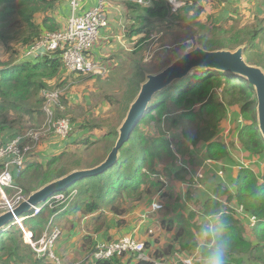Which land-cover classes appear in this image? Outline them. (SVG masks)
<instances>
[{"label":"trees","instance_id":"trees-1","mask_svg":"<svg viewBox=\"0 0 264 264\" xmlns=\"http://www.w3.org/2000/svg\"><path fill=\"white\" fill-rule=\"evenodd\" d=\"M66 1L0 0V45L9 54L8 60H0V142L9 141L21 134V131L14 133L20 130L15 125L25 117L33 118L36 115L40 119L44 116L43 90L62 92L64 111L58 108L56 119L70 121L72 130L69 138L79 136L74 145L52 157L45 165L35 163L32 155L26 169L15 177V184L26 197L72 172L101 165L115 147L119 129L147 77L160 73L177 60V57L170 58L169 51H164L151 65L134 63L132 73L126 78L117 99L120 105V124L105 129L106 124L95 121L93 115L78 122L74 115L69 114L68 95L75 90L81 79L87 80L93 76L69 73L57 54H53L52 58L40 56L35 60L23 59L24 54L44 34L58 32L64 27L56 22V17ZM191 1L192 6L177 14L171 13L164 0H154L145 7L124 1L126 6L136 11L133 19L135 22L128 28V37L132 39L143 34L137 43L141 45L152 38L153 30H157L158 34L177 24L194 26L197 30L192 31V36L198 35L200 48L215 52L236 51L243 47L246 63L264 72L263 24L258 22L248 27L231 17L218 29L214 22L209 25L201 21L205 9L199 0ZM207 1L221 5L218 0ZM14 43L20 49L14 47ZM181 47L178 57L184 54L186 44ZM98 79L101 80L100 77ZM107 100L111 101L110 98ZM230 109H237L245 122L238 132V140L243 150L252 157L245 158L248 167L240 169L235 180L231 179L229 170L224 167L231 185L234 183V192L221 181L213 180L207 184L208 190H211L210 196L199 198L194 205L199 210L187 207L189 210L186 214L178 213L175 218L162 219L161 227L170 237L162 249L153 248L158 241L148 240L145 243V255L151 260L131 255L116 256L110 260L89 259L87 264H154L155 259L178 258L183 254L190 256L195 252H199L196 264H200L203 255L200 247L203 242L201 231L210 222L216 227V242H229L226 264H244L246 258L251 264H264V163L257 170L254 168L261 159L264 162V137L259 128L256 91L243 76L208 68L193 69L185 79L176 81L152 98L147 112L121 148L118 162L114 166L57 194L62 195V199L53 197L39 205L40 212L37 215L33 211L22 215L26 218L22 222L23 228L19 224H7L0 229V264H26L27 261L33 264L46 263L45 260L35 258L33 250L26 243L24 229L35 240L48 231L52 219L81 215V218H87L86 227L90 233L98 235L105 232L110 223L109 228L112 225L119 228L127 224L121 217L127 213L126 206L130 203L151 204V199L157 198L162 205L167 200L173 201L170 191L166 190L168 182L162 179L175 180V183L185 182L187 171L190 172L188 161L192 163L201 144L206 148L205 159L234 165L226 145L216 141L222 133L220 128ZM177 129H181L183 137L174 143L168 139V135ZM94 130L102 131L100 140L92 139ZM7 135L10 137L5 139ZM99 147L104 152L101 158L93 161L92 158H82L88 153L98 152L96 149ZM178 156L186 157L182 158L184 163H177ZM205 159L199 162V166L203 165ZM7 193L12 195L13 191L8 189ZM195 194L193 190L185 194L190 204L194 203ZM180 198L183 203L181 195ZM180 198L175 201V205L180 202ZM226 203L242 206L247 215L256 216L260 222L255 228L249 229L246 225L248 220L237 219L235 211ZM246 231H251V237L246 235ZM92 237L85 236L87 257L93 255L99 242L94 243ZM110 239V236H106L105 240Z\"/></svg>","mask_w":264,"mask_h":264},{"label":"rangeland","instance_id":"rangeland-1","mask_svg":"<svg viewBox=\"0 0 264 264\" xmlns=\"http://www.w3.org/2000/svg\"><path fill=\"white\" fill-rule=\"evenodd\" d=\"M115 1H121V2L117 4ZM199 1L204 6L205 9V14L201 18V21H203L204 23L212 25L214 22L215 26L218 29H221L220 26H222V24H224L226 21H229L231 17L237 18L238 11L235 12L233 10L238 9L239 5L233 6L230 9L229 14L227 15L229 17L224 18V21H220L217 17L218 10L215 11L213 9V5L211 2L207 0H199ZM109 2L111 6H116V7L117 6L119 7L121 5L124 6L122 0H111ZM243 2H245V0H242V3ZM257 3L258 6H261L263 14L259 15L258 13H256L255 8L250 9V7H246L242 9V11H240L241 13L238 16L239 19L245 17L246 25L248 27H252L253 25H256L258 22H260L261 25L263 24L264 27V0H258ZM121 15L122 14L119 11H117L115 21L118 18H120ZM256 17H258L259 19L255 20ZM126 21L124 19L125 23ZM217 21L220 22L217 23ZM126 26L127 25H125L124 28L122 27L120 29L119 31L120 38L116 39L114 42H116V44H118L120 48L127 47L128 49L126 50L124 49L123 51H114V50L106 51L107 55L103 57L102 61L107 66L108 69L107 75L104 77H100L101 80L98 79V77L88 78L87 80L81 79L75 90H72V93L68 95L69 114L74 115L77 121L80 123L83 122L85 118L88 117V115H93L95 121L99 120L100 122L106 124L105 129H108L111 125L120 124V114H119L120 105L118 104L117 99L118 97H120V91H122L123 84L126 78L129 77L132 73L131 70L135 62H143V64L147 66L151 65L153 62H155V60H158L161 57L160 55L164 51L170 52L168 53L170 58L177 57V59H179L184 55L183 54L182 56L178 57L180 55L179 49L182 48L181 46L183 44H186L184 53L190 52L199 47L198 35L194 34V37L192 36V31L197 30V28L194 26L191 27L188 25L177 24L174 25L173 28L171 29L168 28L166 31H163L162 33H158V34H156L158 32L157 30H153L154 35L152 36V38L150 40H147L145 43L141 45H137V43L139 39L143 36V34L135 37V39L128 38V33H127L128 27ZM105 31L106 30L102 31V33ZM14 47L20 49V46H17L16 43H14ZM8 57L9 54L6 48L0 45V60L6 61L8 60ZM18 58L19 57H15L14 59H18ZM108 98L111 99L110 102L107 100ZM43 100L45 102L44 98ZM240 119L241 117L238 113V110L230 109L227 119L221 125L220 130L222 131V133L216 138L217 142L224 143L227 147V150L232 152L231 156L235 164L234 165L230 164L229 167L227 168L229 170L228 173L232 180L233 179L235 180L238 176V172L240 171V169L238 168L239 163L241 161L247 162L245 161L246 158L245 151L243 150L238 140V132L240 130V127L245 123L244 120L241 119L243 123L240 124L239 123ZM44 120H45V116H43L40 119L36 115L33 118L25 117L22 122H19L15 125V127L20 130L15 131L14 133L18 134V132L21 131V134L23 135L28 130L43 124ZM102 135H103L102 131L94 130L91 134V137L94 140H100ZM85 136H89V135H85ZM9 137L10 136L7 135L5 139ZM69 137L67 139H63L53 134H49L45 138H43V140L39 144V147L34 151L33 154V158H35L36 160L35 163L41 165L47 164V162H49L52 159V157L58 156L59 154H61V152L65 151L70 145H74L75 140L79 138L78 135L72 138ZM182 137L183 136L181 129L172 131L168 135V139L173 141L174 143H177L179 140H182ZM73 150L74 149H72V151ZM96 150H98V152L93 154L88 153L87 156L84 157L82 156V158H92V161L101 158L104 154L103 149L99 147ZM195 153L196 154H194L193 157L194 159L192 160V163L190 164L189 161L188 164L186 163L190 169V172L187 171L188 175L186 176L187 180L185 182L175 183L174 182L175 180H169L168 178L162 179L164 182L165 181L168 182V185L166 186V190H169L170 194L173 197V201L167 200L163 202L164 210H161L157 213L150 212L151 204L158 202L157 200L159 198H157V200L151 199L152 201L151 204L150 202L145 203L143 205H141L142 203H140L139 205L130 203L129 205L126 206L128 207L127 213L121 217V219L126 220L127 224L119 228L112 225L109 228V226L112 224L110 223L106 231L101 232L98 235L90 233L91 231L88 230V228L86 227L87 218H81V215H77L76 217L66 216L63 217L62 219L55 218L56 224L62 232L61 236L59 237V239L57 240L54 246L56 255L59 256L66 263L83 264V261L86 260L88 254L87 253L88 249L86 248L87 246L85 245V236L93 235L92 238L94 243L97 242L98 240L99 243L100 242L110 243L119 240L126 233H132V232H134L133 234L137 236L140 242L146 243L148 240H151L152 242L158 241L159 243L154 245L153 248L155 247L158 249L159 248L162 249L161 247L164 245V243L168 241L170 234H167V231L161 227L160 224L161 220L175 218L176 216H178L177 215L178 213L186 214L189 209L199 210L198 207L194 206L198 202L199 198L203 196H210L211 194V190H208L207 187V184H210L209 178H212L217 181H220L221 179L217 175L214 176L208 175V172L206 170L203 171L200 169L199 162L202 159H205V155H206V148L204 147L203 144H201L197 148ZM182 158H186V157L178 156L177 163L179 161V165L181 164V161L184 163V160H182ZM219 166L225 167L226 163L223 164L220 163ZM197 173L203 174V178H204L203 180H206L208 177V179L206 180V183L207 182L208 183L207 184L202 183L203 189L196 190L193 187H191L192 186L191 181L193 179V176H196ZM192 190L195 191L196 194L194 195V203L190 204L188 201V196L186 197L185 194L187 195V193L189 191L192 192ZM180 195L184 200L183 203H181ZM12 197L13 196L11 195H7V198H9L8 200H11ZM58 198L62 199L63 196L61 195ZM179 198H180V202L177 205H175V201L177 199L179 200ZM186 198L188 203L185 201ZM165 207L167 208V210H165ZM20 217L22 220L26 219L22 216ZM80 218L81 221L79 220ZM24 231L26 233H29L27 229H24ZM250 232L251 231H246V235L248 237H251ZM104 233H105V237L103 239ZM106 236L107 237L110 236L111 239L105 240ZM40 238H36L34 241ZM25 240L26 243L30 245L29 241L26 239V235H25ZM30 248L32 249L31 245ZM147 249H148V253L150 254L151 252L150 247H148ZM26 264H33V263L27 261ZM244 264H251V263L246 258Z\"/></svg>","mask_w":264,"mask_h":264},{"label":"built area","instance_id":"built-area-1","mask_svg":"<svg viewBox=\"0 0 264 264\" xmlns=\"http://www.w3.org/2000/svg\"><path fill=\"white\" fill-rule=\"evenodd\" d=\"M87 0H70V17L66 25L58 32L46 33L37 40L30 49L24 54V58L35 60L37 57L52 58L53 54H57L61 58L65 69L69 73L84 74L93 77H104L107 75V66L102 60L93 55V48L98 43L100 33L109 27V17L107 9L110 8L111 0H97L95 5L90 8H84V2ZM127 1V0H125ZM141 6H149L154 0H128ZM171 9L172 14H177L192 6L191 0H164ZM42 98L45 99L43 112L45 120L38 127L28 130L23 135L20 134L15 138L0 142V165L3 169L0 170V215L8 212H13L24 201L28 199L23 193V190L15 184V177L23 172L34 151L39 147L40 142L49 134L67 139L71 133L72 125L68 119H56V110L64 111V106L61 102V91L43 90ZM242 124V120H239ZM220 163L211 159H205L201 170H206L208 175H217L220 177L221 183L234 192V183L231 185L227 179V171L224 167L219 169ZM227 167V165L225 166ZM248 164L240 162L239 169L247 168ZM203 174L193 176L194 189H203V184H207L203 180ZM212 179V178H210ZM8 189L13 191L14 195L11 200H8ZM16 191V192H15ZM16 193V194H15ZM57 195L54 198L59 200ZM226 205L235 211L236 218L239 220L247 219L246 224L249 229L255 228L260 219L256 216L246 214L242 206ZM163 205L156 202L151 205L150 212L157 213L163 210ZM37 215L40 212L39 206H33L31 212ZM23 220L20 216H13L10 224H21ZM22 228V224L20 225ZM48 231L43 237L34 241L30 233H26V239L29 241L35 258L45 260V264H70L64 262L56 255L54 246L61 236L62 232L57 226L55 219H52L48 224ZM145 243L140 242L136 235H129L120 240L105 243L98 242L96 250L92 256L86 258L83 263L90 260H110L116 256H131L136 255L141 259H150L145 255ZM199 252L193 255H180L168 259H155L154 264H196L199 260ZM151 260V259H150ZM79 264V263H74Z\"/></svg>","mask_w":264,"mask_h":264},{"label":"water","instance_id":"water-1","mask_svg":"<svg viewBox=\"0 0 264 264\" xmlns=\"http://www.w3.org/2000/svg\"><path fill=\"white\" fill-rule=\"evenodd\" d=\"M218 1L228 9L231 8L230 0ZM244 52L245 48L243 47L236 51L221 50L215 52H208L198 47L184 53L181 58L174 61L160 73L149 75L147 81L141 86L137 98L130 106L128 114L119 129V139L107 159L98 167L72 172L33 193L13 212L0 216V229L9 224L14 215L29 214L33 206L44 204L55 195L73 187L76 183L97 176L114 166L118 162L121 148L130 139L131 134L147 112L152 98L176 81L185 79L193 69L208 68L247 78L256 91L259 128L264 137V72L258 67L248 65L244 58Z\"/></svg>","mask_w":264,"mask_h":264},{"label":"crops","instance_id":"crops-1","mask_svg":"<svg viewBox=\"0 0 264 264\" xmlns=\"http://www.w3.org/2000/svg\"><path fill=\"white\" fill-rule=\"evenodd\" d=\"M125 0H122V2L124 3V6L121 5V6H111L110 5V8L107 9V12H108V17H109V27L106 29L105 32H101L100 33V40L99 42L97 43V45H95V47L93 48V55L100 59V60H103V57H105L107 55L106 51H111V50H114V51H123L124 49H128L127 47H124V48H120L118 44H116V42H114L116 39L120 38L119 36V31L120 29L123 27H125V25H127L126 27L130 28V25H132L135 21L133 20L134 17L136 16V11L133 9V8H129L128 6H126ZM128 1V0H127ZM258 0H245V2L242 3V0H231V8L235 5H239V8L238 9H234L233 11H238L237 13V21L241 24V25H246V21H245V17H243L242 19H239L238 16L239 14L241 13L240 11H242V9L246 8V7H250L251 8H255L256 9V13H258L259 15L263 14L262 12V9H261V6H258V3H257ZM97 2V0H87L85 1L83 4H84V8L87 9V8H90L92 7L93 5H95V3ZM117 4L120 3L121 1H115ZM220 3V2H219ZM242 3V4H241ZM221 5L217 4V3H214L212 2V5H213V9L216 11L218 10V19L220 21H224V18H227L229 16H227L229 14V11L230 9H228L226 6H224L222 3H220ZM202 5V4H201ZM203 6V5H202ZM127 7V8H126ZM145 7V6H144ZM204 7V6H203ZM224 8L226 9L224 11ZM123 9V10H122ZM116 10V11H115ZM115 11V12H113ZM119 11L122 15L120 18H118L116 21V12ZM135 12V14H134ZM70 13H71V9H70V0L66 1L62 7H61V10L58 12V16L56 17V22L58 24H61L62 27L66 25L69 17H70ZM234 13V12H233ZM235 14V13H234ZM258 18V17H256ZM255 18V20H256ZM124 19L126 21V23L124 22ZM231 19V18H230ZM229 19V20H230ZM66 21V22H65ZM220 21H217L220 22ZM227 22V21H226ZM65 23V24H64ZM61 27V28H62ZM126 29V28H125ZM137 37V36H136ZM129 38V37H128ZM132 39H135L132 38ZM138 39V38H137ZM116 44V45H115ZM23 59H25L23 57ZM28 60V59H26ZM50 152V151H49ZM232 154V152H230ZM245 157L246 158H252L248 153L245 152ZM259 158V157H258ZM263 158V157H262ZM263 160L261 159L260 160V163L255 166L254 168L257 170L259 168V165L261 166V164H263ZM230 164V163H228ZM229 167V165H227V168ZM258 172V171H256ZM214 179H210L209 178V181L210 183L213 181ZM134 232L132 233H126L125 235H123L121 238L125 237V236H129L131 234H133ZM104 237V236H103ZM137 237V236H136ZM120 238V239H121ZM104 239V238H103ZM119 239V240H120ZM138 239V238H137ZM139 240V239H138ZM99 241V240H98ZM83 264H87V263H83Z\"/></svg>","mask_w":264,"mask_h":264},{"label":"clouds","instance_id":"clouds-1","mask_svg":"<svg viewBox=\"0 0 264 264\" xmlns=\"http://www.w3.org/2000/svg\"><path fill=\"white\" fill-rule=\"evenodd\" d=\"M201 237L203 242L200 247L203 255L200 264H226L229 242H216V227L213 222H210L206 229H202Z\"/></svg>","mask_w":264,"mask_h":264},{"label":"bare ground","instance_id":"bare-ground-1","mask_svg":"<svg viewBox=\"0 0 264 264\" xmlns=\"http://www.w3.org/2000/svg\"><path fill=\"white\" fill-rule=\"evenodd\" d=\"M9 225V224H8Z\"/></svg>","mask_w":264,"mask_h":264}]
</instances>
